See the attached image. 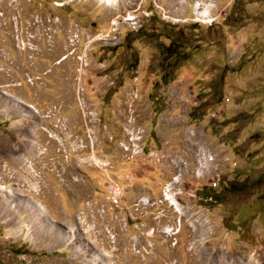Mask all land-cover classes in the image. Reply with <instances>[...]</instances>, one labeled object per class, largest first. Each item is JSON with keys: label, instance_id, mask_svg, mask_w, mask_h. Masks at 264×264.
<instances>
[{"label": "rangeland", "instance_id": "rangeland-1", "mask_svg": "<svg viewBox=\"0 0 264 264\" xmlns=\"http://www.w3.org/2000/svg\"><path fill=\"white\" fill-rule=\"evenodd\" d=\"M0 264H264V0H0Z\"/></svg>", "mask_w": 264, "mask_h": 264}, {"label": "built area", "instance_id": "built-area-1", "mask_svg": "<svg viewBox=\"0 0 264 264\" xmlns=\"http://www.w3.org/2000/svg\"><path fill=\"white\" fill-rule=\"evenodd\" d=\"M132 18H135V17L132 16ZM86 57H87L86 55L78 57L80 61V66L78 69L79 78H77L78 85L81 83V77H80L81 74L79 73H81L84 67L87 66ZM81 91H83V89L78 86V93ZM79 100L83 101L84 99L80 97ZM128 108H129L128 109L129 117L127 119V123L125 127H123L125 139L119 144L121 151L124 153L125 157L127 158H144L145 160L146 159L147 160L156 159L158 162L159 161L158 155H149V151H147L145 148L143 130L133 125L134 119H133L132 104L128 105ZM87 113L93 116L95 115V113L93 112H87ZM87 132H88V137L90 138V136H92L93 130L88 129ZM100 161H101L102 166H104L105 168L108 167L107 160H100ZM198 164H199V161L197 160V155H196L195 156V166H197ZM168 188L169 187H166L163 191V196L165 200H167V189ZM105 194H106V198L109 203V207L111 209L122 207V205L124 204L126 190L121 185V183H119L117 180L113 178H107V183L105 185ZM140 202L144 206L151 205L148 198H141ZM168 202H170L171 206L174 207L171 201H168Z\"/></svg>", "mask_w": 264, "mask_h": 264}, {"label": "bare ground", "instance_id": "bare-ground-1", "mask_svg": "<svg viewBox=\"0 0 264 264\" xmlns=\"http://www.w3.org/2000/svg\"><path fill=\"white\" fill-rule=\"evenodd\" d=\"M104 1H106V0H104ZM203 14H204V13H203ZM206 14H207V13H206ZM133 20H134V19H131V18L127 19V21H133ZM115 24L118 25L117 23H114L113 25H115ZM149 155H154V154H151V152H149ZM179 176H180V175H179ZM179 176L176 177V178L174 177V178H175V179H174V182H179V181H180V177H179ZM170 192H171V189L168 188V189H167V193H170ZM170 195H171V194H167V198H170Z\"/></svg>", "mask_w": 264, "mask_h": 264}]
</instances>
